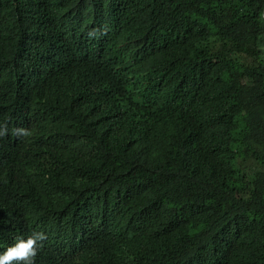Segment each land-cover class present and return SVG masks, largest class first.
<instances>
[{"label":"trees","instance_id":"trees-1","mask_svg":"<svg viewBox=\"0 0 264 264\" xmlns=\"http://www.w3.org/2000/svg\"><path fill=\"white\" fill-rule=\"evenodd\" d=\"M5 124L0 254L264 264V0H0Z\"/></svg>","mask_w":264,"mask_h":264},{"label":"clouds","instance_id":"clouds-1","mask_svg":"<svg viewBox=\"0 0 264 264\" xmlns=\"http://www.w3.org/2000/svg\"><path fill=\"white\" fill-rule=\"evenodd\" d=\"M101 34H106V29H92L88 32L89 39L96 38ZM8 129L5 124L0 128V137L7 135ZM13 134L18 137H30L31 130L26 128H17L13 130ZM47 236L44 232H32L25 240L19 239L13 246L0 254V264H35L36 257L40 250L44 247V241Z\"/></svg>","mask_w":264,"mask_h":264}]
</instances>
